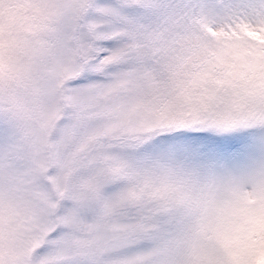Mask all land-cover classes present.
<instances>
[{
  "label": "snow or ice",
  "instance_id": "6c2138e0",
  "mask_svg": "<svg viewBox=\"0 0 264 264\" xmlns=\"http://www.w3.org/2000/svg\"><path fill=\"white\" fill-rule=\"evenodd\" d=\"M0 264H264V0H0Z\"/></svg>",
  "mask_w": 264,
  "mask_h": 264
}]
</instances>
